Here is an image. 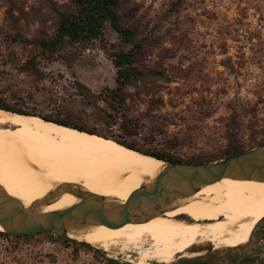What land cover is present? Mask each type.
Returning <instances> with one entry per match:
<instances>
[{"label": "rangeland", "instance_id": "1", "mask_svg": "<svg viewBox=\"0 0 264 264\" xmlns=\"http://www.w3.org/2000/svg\"><path fill=\"white\" fill-rule=\"evenodd\" d=\"M54 8L71 9V0H0V100L38 118L119 135L103 119L104 111L114 113L102 99L115 88L111 55L126 48L108 30L101 41L69 46L63 59H74L71 65L46 62L38 41L55 34ZM121 13L144 43L137 63L145 76L123 89L125 106L114 116L136 121L140 145L214 162L230 147L264 143V0H124ZM98 247L42 234L0 236V264H131L126 254L112 251L113 258ZM189 253L198 255L172 264H264V220L243 246Z\"/></svg>", "mask_w": 264, "mask_h": 264}, {"label": "bare ground", "instance_id": "2", "mask_svg": "<svg viewBox=\"0 0 264 264\" xmlns=\"http://www.w3.org/2000/svg\"><path fill=\"white\" fill-rule=\"evenodd\" d=\"M0 128L12 129L0 133V188L24 207L43 200L61 184L128 202L165 165L110 140L34 116L0 111ZM77 203L76 197L64 194L41 211H60ZM263 219L264 182L222 178L180 201L177 210L148 222L90 228L68 236L100 246L113 258L112 251L126 254L131 264H172L177 257L198 255L189 252L209 244L215 250L243 246Z\"/></svg>", "mask_w": 264, "mask_h": 264}, {"label": "water", "instance_id": "3", "mask_svg": "<svg viewBox=\"0 0 264 264\" xmlns=\"http://www.w3.org/2000/svg\"><path fill=\"white\" fill-rule=\"evenodd\" d=\"M0 111L21 115L1 109ZM70 129L90 136H97L73 128ZM105 140L116 143L111 139ZM163 163L165 165L156 178L148 185L140 187L130 201L122 203L85 192L78 186L61 184L43 200L29 207H24L20 201L12 199L0 188V224L4 229L3 233L12 236L48 233L68 241L90 246L70 238L68 234L96 227L148 222L163 216L166 212L177 210L180 201L192 197L200 189L214 184L222 178L264 182V143L251 150L214 162L200 164ZM64 194L73 195L78 199V203L60 211L49 213L41 211L42 208L49 206ZM178 218L186 217L180 216Z\"/></svg>", "mask_w": 264, "mask_h": 264}, {"label": "trees", "instance_id": "4", "mask_svg": "<svg viewBox=\"0 0 264 264\" xmlns=\"http://www.w3.org/2000/svg\"><path fill=\"white\" fill-rule=\"evenodd\" d=\"M71 3L72 8L68 10L54 8V12L57 17L56 31L53 37H43L39 39L38 48L40 51L38 56L46 62L59 61L63 59V53H65L69 46H87L95 41H101L105 36L106 31L110 30L114 32L117 39L124 45L126 50L114 52L111 55L112 65L116 70L115 88L109 95H105L102 101L110 107L112 113L114 114L104 111L106 118L103 119L108 120L109 128H117L120 131V134L113 136L96 130H89L66 120H56L47 117L40 118L54 124L56 123L57 125H62L63 127H69V129L73 128L105 139H111L128 149L166 163L174 162L178 164H200L212 162L211 160L182 161L170 154L157 150H149L145 148V146L140 145L134 139L138 136V124L135 120L127 119L125 121H120L118 120L119 118H115L114 115L122 112L125 106L126 99L123 94V89L125 87H129L133 81L142 80L145 76L144 72L140 70L137 63L138 58L143 51L144 43L138 39L136 28L125 27L123 25L121 7L124 0H71ZM73 60L74 59L71 58L68 60L63 59L62 61H64L67 65H71ZM87 94L91 95L90 92L87 91L85 94H80V97L83 100H86L88 99ZM0 109L25 116L36 117L34 114L13 109L2 100H0ZM246 150L248 149L241 150L239 148L230 147L224 155V158L243 153ZM41 234L50 238L53 237L48 233H39L29 236H12L0 232V236L13 240L28 239ZM57 238L65 243H71L84 250L92 251V248L86 244L66 241L59 237ZM107 263L118 264L111 260H108ZM183 264L212 263L210 261L197 263L195 260H188Z\"/></svg>", "mask_w": 264, "mask_h": 264}, {"label": "flooded vegetation", "instance_id": "5", "mask_svg": "<svg viewBox=\"0 0 264 264\" xmlns=\"http://www.w3.org/2000/svg\"><path fill=\"white\" fill-rule=\"evenodd\" d=\"M10 130H12V129H9V128H0V133L7 132V131H10Z\"/></svg>", "mask_w": 264, "mask_h": 264}]
</instances>
